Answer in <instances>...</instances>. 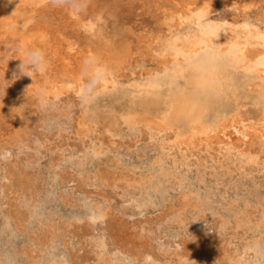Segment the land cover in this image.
Masks as SVG:
<instances>
[{"label":"bare ground","instance_id":"1","mask_svg":"<svg viewBox=\"0 0 264 264\" xmlns=\"http://www.w3.org/2000/svg\"><path fill=\"white\" fill-rule=\"evenodd\" d=\"M258 1L219 0L214 3L211 0H201L198 5L191 4L190 1L188 6H173L176 9H166L169 13L165 25L169 30V37L165 38V36L162 39L157 37L156 41L159 46L154 45L150 48L157 61H160L164 67L162 75L156 76V73L145 72V74H140L138 79L134 77L126 81L120 78L112 68L107 58L108 51L103 52L102 47L113 48L112 42L104 40L101 29L96 27V21L79 22L76 7L73 9L69 5L71 8L67 11L66 8L61 7L63 4H55L53 0H0V107L9 99L18 101L19 93L26 95L29 102L34 105L33 108L28 105L24 113L19 108L20 105H16L15 115L13 114L14 121L5 125L0 133V152L6 153V156L9 155L4 157L8 159L10 154L6 146L9 147V144L15 146L18 152L15 159L21 165V170L18 168L22 173V179L27 182V189L22 190L21 197L17 199L20 206L33 207L40 197V192L49 185L47 184L49 182V162L52 159L48 155L49 145L45 144L46 138L41 140L36 136L37 133L35 134L33 130L37 125L34 128L33 126L50 117H56L58 118L57 126L55 125L57 129L61 131L63 129L66 136L67 134L75 135L82 143L87 134L94 130L92 119L86 109L79 108V104L76 103L78 100L76 98L87 99L84 78L90 77L87 78L89 84L92 82L89 79L92 78L94 80L92 84L96 85L97 82L101 90L106 92L132 89L151 96L147 103H141L139 106L133 105L116 119L126 125L127 129L136 136L147 135L148 138L146 135L145 137L149 140L152 151L149 164L140 170L119 171L114 168L105 173H91L90 176L95 182L111 185L113 191L120 192L124 199H130V196L149 191L157 196L160 190L166 191L167 188H172L171 199L160 207L157 215L163 220L162 223L165 226L175 227L182 233L179 238L180 242L176 244V242H168L169 240L164 241L160 237L156 238L159 229L147 227L145 220H136L132 217L134 206L131 203L128 206L125 203L122 206L116 205L117 207L109 205L107 210L101 211L97 208L88 219L81 221L80 226L83 225L86 228L82 230L86 232L87 239L93 242V247L90 251L86 250V255L88 254L89 257L84 256L82 260V255L80 264H126L123 261L125 254L136 253L138 249L151 253L150 247L153 246L159 250L158 253L166 254L169 260L171 257L176 259L177 264H208L209 260L207 259V262L204 260L206 257L202 258L192 249L188 250L193 246L195 235L199 232L196 230V223L204 221L209 227L207 229L201 227L199 233L216 239L221 260L227 259L228 264L238 262L236 251L233 247H229L232 243L230 238H236L235 235L252 224L253 220L261 218V213L264 211V115L254 106L258 111L256 119H246L249 115L242 111L246 103L251 104L250 98L253 95L251 92H245L237 97L234 107L225 114L222 123L210 132L176 127L170 124L166 112L156 103V93L159 89L158 81L171 71L172 68L170 69L168 65L172 63L174 66L177 63L185 46L203 44L213 37V43L219 45L226 36L225 39L229 41L228 46L233 48H228L231 53L239 50L240 44L247 40L255 42L254 47L246 51H238L235 59L239 67L244 62V59L243 61L241 59L242 56L256 62L255 73L259 81L264 82V18L262 28L251 31V34L243 38H232L230 34H218L219 27H223L226 22L220 25L216 21V23L211 21V15L217 13L220 8L218 4L230 9L242 6L245 10L251 11ZM48 2L53 6L52 10L59 11L63 17L67 16L66 12L68 16H73L76 20L71 17V23L79 25L84 32L92 35L100 48L95 49L92 44L85 48H78L72 38L64 35L62 30L59 31L60 27H70L69 24L60 26L53 17L49 19L43 16L37 17L36 13ZM73 10L77 12L74 13ZM153 39L155 40L154 37ZM249 45L252 46L248 44V47ZM224 48H226L225 45ZM34 49L45 54L47 58L45 70L33 69L25 61V56ZM122 51L129 56V51L128 53ZM254 80L255 78L253 82H256ZM260 83H255L257 89L262 87ZM87 100L88 103L91 102V99ZM78 102L81 103V101ZM10 108L8 106V109ZM255 139H258L262 145L259 143L255 146ZM67 151L62 150L61 154ZM90 176L87 173L83 174L88 183ZM198 182H204L208 190H201ZM119 185H121L120 188ZM252 191L255 192L254 197L257 200L253 201L249 198ZM112 207H114L113 210ZM157 208L152 201H149L151 212ZM19 214L22 215L21 212ZM110 216L116 218V222L121 224L122 235L108 234L105 227L102 228V225L106 224L103 221ZM3 219V216L0 217V229L8 226L2 222ZM57 235L55 223L42 219L38 221L31 234L32 241L38 246L49 245L57 238ZM32 251H34L33 248L28 251L24 248L20 249L21 254ZM74 261L77 260L74 259ZM60 264L69 263L62 260Z\"/></svg>","mask_w":264,"mask_h":264},{"label":"rangeland","instance_id":"2","mask_svg":"<svg viewBox=\"0 0 264 264\" xmlns=\"http://www.w3.org/2000/svg\"><path fill=\"white\" fill-rule=\"evenodd\" d=\"M161 1L68 0V2L63 4L61 7L63 9L66 8L67 11L71 7H73V9L76 7L75 10L78 11L77 17L79 18V22L88 20L96 21V27L99 30L101 29L100 31L104 40L108 42L110 41L113 44V48H108L107 46L102 47L104 49L103 52L106 53L108 51L107 58L111 62L112 68L120 76V78L128 81L134 77L137 79L140 78V74H145V72L153 74L156 73V76L162 75L164 67L161 65L160 61H157L150 48L154 45L157 47L159 46V43H157L158 41H156L157 37H160L161 39L165 36V38L169 37V30L165 25V22L167 21L166 17L169 13L166 9H173V6H188L187 4H190L191 2V4L198 5L201 0H181L182 3L179 0H169V2L168 0ZM211 1L217 3L216 1L219 0ZM74 4L82 6H73ZM69 5H71L70 8ZM218 7H220L218 12L211 15V21L214 23L217 22V24L220 25H223L226 22L223 27H219V29H222L223 31L218 30V34H230L232 38H243V36L249 35V33L251 34V31L262 28L264 18V0H259L256 7L251 9V11L245 10L242 6H236L237 8L230 9L229 7H223L218 4ZM52 9L53 6L49 4V2L45 3V5L36 13V16H43L46 19L53 17L59 22L60 26L63 24L67 26L69 24L70 27H60L59 31L62 30L61 32L64 35L72 38L76 42L78 48H85V46L90 44H92L95 49L100 48L99 44L95 43V38L92 35L88 34V32H84V29L80 28L79 25L71 23V17L75 19L73 16H68V12H66L68 17L66 15V17H63L60 15L61 13L59 11ZM75 10L72 12L76 13L77 11ZM228 23L229 25H227ZM237 25H240L241 27ZM238 29L240 30L238 31ZM233 31L235 36L233 35ZM225 38L226 36L224 37L225 41L223 40V42L219 45L221 46L223 44L221 46L223 48L225 45V49L228 50V48L230 49L231 47L230 45L228 46L229 41ZM250 42H248V40L245 43L241 42L242 44H240V46L243 47H240L239 50H234L231 54L236 58V53L238 51H246L248 48L254 47L255 42L252 40H250ZM248 44H251L252 46L249 45L248 47ZM122 47H124V49ZM102 48L101 50H103ZM122 50L127 53L129 51V56L125 55ZM241 59L242 61L244 59V62H242L239 67L241 72L247 79L250 75L248 79L250 82L247 80L248 88L246 92H251L254 96L255 91H259L255 83L261 82L255 73L256 62L249 58L246 59L244 56H242ZM168 67L170 69L173 68V64H169ZM87 78H84V82L87 83V85L86 83L84 84L86 90L85 92H87V99H91V102L88 103L86 98H76L78 99L76 100V103L77 105L79 104V108L83 110L86 109L87 114L92 119V124L95 128L91 133L87 134L83 143L75 135L67 134L66 136L63 129L62 131L57 129L56 124L58 118L56 117H50L46 121L33 126V128L36 125L38 126H36L33 131L35 134L37 133L36 136L39 139H47L45 144L49 145L48 155L49 157H52L49 162V182L47 183L49 185H47V187L40 192V200L38 199L37 203L33 207L26 208L24 206H20L18 201L21 197L20 193H22V190L25 191L27 189V182L22 179V173L20 172L21 165L15 159L16 154L18 153L17 149L14 148L15 146L12 144H9V147L8 145L6 146V150H8L7 152L10 154L8 159H5L4 157H8L9 155L6 156V153L0 152V217L3 216L4 219L2 222H5V224L8 225L7 227L0 229V264H60L62 260H65L69 264H80L84 259V256L89 257L88 254L86 255V252L92 250L93 247V242L87 239V234L84 232L86 228H84L83 225L80 226L81 221L88 219L92 215V212H95L97 208L104 211L109 208V205L117 207L122 206L123 203L127 206L131 203L134 206L132 217L136 218V220L143 219L146 221L147 227L159 229L158 236H156V238L160 237L164 241L169 240L168 242H176V244L180 242L179 238L182 233L176 230L175 227L170 228L165 226L164 223H162L163 220L157 215L159 209H161L160 207L171 199L173 195L172 188H167L166 191L160 190L157 196L154 192L149 191L146 193L141 192L133 197L130 196V199H124L120 192L113 191V187L111 185L107 186L98 181L95 182L90 176L95 172L105 173L106 171L114 168H117L119 171H126L127 169L140 170L149 164L152 151L147 135L142 134L141 137L136 136L127 129L126 125L116 119L122 112L127 111V109L131 108L133 105L139 106L141 103H147L151 99V96L145 92H138L132 89L106 92L101 90L96 80V85H93L94 83L92 84V82H94V80H92V78L89 79L92 81L89 84ZM251 78H255L256 82H253V79ZM263 83V81L260 83L262 87H264ZM17 96L21 101L9 99L3 104L5 106L1 104L0 111L2 112H0V133L1 130H4L2 128H4L5 125L14 121V108L16 105H20L19 108L22 109L23 113L26 111V107L28 105V107H34V105L29 102V98H27V96L23 93H19ZM78 101H81V103ZM8 106L11 108L8 109ZM242 112L245 114L248 113L247 115L249 116H247L246 119H256L255 116L258 113L252 103H246ZM243 113L242 115L244 116ZM4 117L6 118V121L10 122H6ZM3 118L4 120H2ZM254 142H256L255 146H258L260 143L258 139H255ZM29 144L31 146L30 142ZM260 144L262 145V143ZM62 150L68 151L65 154H61ZM9 159L10 161L12 160V165H10L11 163H9ZM5 161L7 165H5ZM6 170L8 174L5 173ZM84 173L89 174V183L86 181L87 179L83 177ZM190 182H192V180ZM198 184L201 190H208L206 189L207 185L204 182H198ZM118 187L120 188L121 185ZM20 190L21 192H19ZM254 196L255 192H250L249 198L253 201L254 199L257 200ZM149 201H152L154 205L158 207L153 212L149 210ZM18 208H20L19 211ZM113 208L114 207H112V210ZM20 212L22 215L19 214ZM261 215V218L253 220L252 224L236 234V238H230L232 243L229 247L234 248L238 257V262L236 264H261L255 255L256 247L260 243L264 242V211ZM41 219L54 222L56 225V231L58 232L57 238H55V240L47 246H38L34 241H32V230L36 228L38 221ZM103 222L106 224H103L102 228L105 227L108 234L115 233L117 235H122V226L116 222V218L110 216ZM199 223L200 222H197V226L195 225L197 227L196 230L199 232L201 231V227H205V229L209 227L207 222H205V224L202 222L200 224ZM199 232L195 235L196 239L193 242V246H191L188 250L192 249L195 254L197 253L200 257H206L204 260L205 262L209 260V262H207L208 264H221L222 261V264H228L227 259L221 260V255L218 251L219 246L217 245L216 239L211 238L210 236L208 237L207 235V237L203 236ZM21 248L26 249V251L33 248L34 251L21 254ZM183 250L186 252L185 248ZM150 252L151 253H148L146 251L144 252V249H138L136 252L137 254L133 252L132 254H125L123 256V261L126 262V264L178 263L176 259L171 257L169 260V257H167L166 254H161V252L158 253L159 250L155 248V246L150 247ZM184 253L183 256H185ZM150 254H152V257ZM90 255L92 256V253ZM74 259L77 261H74Z\"/></svg>","mask_w":264,"mask_h":264},{"label":"clouds","instance_id":"3","mask_svg":"<svg viewBox=\"0 0 264 264\" xmlns=\"http://www.w3.org/2000/svg\"><path fill=\"white\" fill-rule=\"evenodd\" d=\"M67 2L53 0L58 5ZM213 38L203 44L185 46L171 71L158 81L156 103L173 126L210 132L222 123L237 97L248 88L235 57L213 43ZM24 59L33 69L47 67V58L40 50H32ZM250 99L264 115V87ZM255 255L264 264V242L256 247Z\"/></svg>","mask_w":264,"mask_h":264},{"label":"snow or ice","instance_id":"4","mask_svg":"<svg viewBox=\"0 0 264 264\" xmlns=\"http://www.w3.org/2000/svg\"><path fill=\"white\" fill-rule=\"evenodd\" d=\"M213 35H215V32H213Z\"/></svg>","mask_w":264,"mask_h":264}]
</instances>
